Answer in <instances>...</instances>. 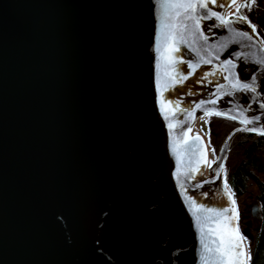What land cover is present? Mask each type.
<instances>
[{
	"label": "water",
	"instance_id": "water-1",
	"mask_svg": "<svg viewBox=\"0 0 264 264\" xmlns=\"http://www.w3.org/2000/svg\"><path fill=\"white\" fill-rule=\"evenodd\" d=\"M201 2L0 0V264H219L232 141L264 130V0L251 23ZM208 112L241 123L212 164Z\"/></svg>",
	"mask_w": 264,
	"mask_h": 264
},
{
	"label": "trees",
	"instance_id": "trees-1",
	"mask_svg": "<svg viewBox=\"0 0 264 264\" xmlns=\"http://www.w3.org/2000/svg\"><path fill=\"white\" fill-rule=\"evenodd\" d=\"M217 116L233 123L232 126L239 124L236 119L233 120L223 115ZM234 139L237 143L235 144L233 140L232 144L236 145L234 147H236L235 152L238 153V158L234 165L229 166L230 170L226 171L228 186L235 197L247 194L251 184L257 188L256 198L259 200L262 212L258 216V227L250 235L251 237L245 235L246 229L241 225L242 223L240 229L245 236L246 243L248 241L249 244L251 264H264V138L262 135L246 131L238 133Z\"/></svg>",
	"mask_w": 264,
	"mask_h": 264
},
{
	"label": "snow or ice",
	"instance_id": "snow-or-ice-1",
	"mask_svg": "<svg viewBox=\"0 0 264 264\" xmlns=\"http://www.w3.org/2000/svg\"><path fill=\"white\" fill-rule=\"evenodd\" d=\"M212 3L215 4L217 3V0H202V2L199 4V7L202 9H207L208 8V3ZM232 4L236 3V0H231ZM255 4V0H245L244 4H239L236 7V13L233 14V16L241 21H245L248 23H251L250 21H248L247 16L241 15L240 14V9L241 8H249L251 9V7ZM165 9H174V8H183L185 10L187 9H192L193 11H195L197 5L194 3H166L164 5ZM177 15H179V13H177ZM211 16L212 17H217L220 22L222 24H230L232 22L231 19L225 18V16L223 15H219L217 12L213 11L211 12ZM196 23L198 24L199 21L197 20ZM169 27V25L167 24H162V28H167ZM253 29H255V25H252ZM162 40L166 39V37L164 36V33L162 31ZM206 39V38H205ZM163 56V53L161 54ZM193 68H195V65L193 66ZM234 88L237 89H245V90H251V91H255V87H253L252 84H248V83H244L241 84L239 82V79H236V82L233 84ZM214 103V101H213ZM197 108L202 107L201 105H196ZM207 115H226L223 113H219V112H208L206 113ZM189 116H193L192 113H188ZM194 118V116H193ZM230 119H237V116H230ZM244 124H250L252 123V121L247 120L246 118L244 120L241 121ZM175 125H173L174 127ZM239 130V129H238ZM248 131H257V129L255 128H251V129H246ZM188 132L191 131V128H189L187 130ZM261 135H264V130L260 131ZM185 135H187V133H185ZM195 141H201L202 138L199 136V134H197L194 138ZM213 151H215V149H213ZM219 159V158H218ZM205 163H207V160L205 159L204 161ZM213 163H215V161H213ZM228 195L230 197H232V193H228ZM235 199H232V204H233V208L231 209L232 215L228 216L225 213H215L216 216L218 217H224V223H223V229H222V233H217L218 235H220V240H212L213 244H216V248H215V252L218 253V260H219V264H250L251 261V254L250 252L247 250L246 245L244 244V240L245 237L243 236V234H241L240 230H239V226H238V221H239V213L237 208L235 207ZM207 211L211 212V209H208ZM197 219L199 220V217H197ZM233 221L236 222L235 226H233ZM204 229L203 227L201 228V232H203ZM210 231H215L210 229ZM204 251L205 253L207 252H212L213 249L209 247V245L207 243H205L203 245ZM204 264H207V256H205L204 258Z\"/></svg>",
	"mask_w": 264,
	"mask_h": 264
},
{
	"label": "rangeland",
	"instance_id": "rangeland-1",
	"mask_svg": "<svg viewBox=\"0 0 264 264\" xmlns=\"http://www.w3.org/2000/svg\"><path fill=\"white\" fill-rule=\"evenodd\" d=\"M233 123L228 122L223 118H219L217 115H203L200 120V128L203 135L206 138L207 143L209 144V149L211 153V164L213 160L218 157V153L220 148L223 145V140L227 136L228 132L233 129L236 125L232 126ZM236 139H234V142ZM236 146V145H235ZM215 149V151H213ZM236 147L229 150V155L225 162V171L230 170L229 166L234 165L236 159L238 158V153L235 152ZM226 173V172H225ZM257 188L254 184L250 185V190L247 194L240 195L235 197L238 202V209L240 213H242L241 217V225L245 226V235L250 236L255 232V229L258 227L259 215L254 214L252 212V206L254 204H258L259 200H257ZM251 237V236H250ZM247 248H249V244L247 241ZM250 251V248H249Z\"/></svg>",
	"mask_w": 264,
	"mask_h": 264
},
{
	"label": "flooded vegetation",
	"instance_id": "flooded-vegetation-1",
	"mask_svg": "<svg viewBox=\"0 0 264 264\" xmlns=\"http://www.w3.org/2000/svg\"><path fill=\"white\" fill-rule=\"evenodd\" d=\"M228 18V17H227ZM241 124V123H240ZM251 133V132H250ZM253 134H256V133H253ZM256 135H261L260 133L256 134ZM263 138H264V135H262ZM238 213H239V221H238V224L240 225L241 224V217H242V213H240L239 209H238ZM241 227V225H240Z\"/></svg>",
	"mask_w": 264,
	"mask_h": 264
},
{
	"label": "bare ground",
	"instance_id": "bare-ground-1",
	"mask_svg": "<svg viewBox=\"0 0 264 264\" xmlns=\"http://www.w3.org/2000/svg\"><path fill=\"white\" fill-rule=\"evenodd\" d=\"M226 172V171H225ZM226 174V173H225ZM236 200V199H235ZM238 203V202H237ZM259 204V203H258ZM260 205V204H259ZM261 207V206H260Z\"/></svg>",
	"mask_w": 264,
	"mask_h": 264
}]
</instances>
